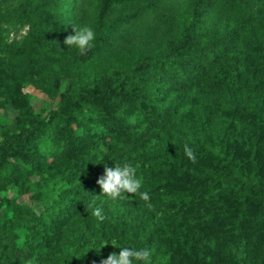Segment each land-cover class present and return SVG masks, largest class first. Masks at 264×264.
Segmentation results:
<instances>
[{"label": "trees", "instance_id": "trees-1", "mask_svg": "<svg viewBox=\"0 0 264 264\" xmlns=\"http://www.w3.org/2000/svg\"><path fill=\"white\" fill-rule=\"evenodd\" d=\"M134 2L96 0L95 39L81 54L76 46L64 44L70 35L72 0H0V93L7 84L28 82L50 100L43 112L28 108L13 125L1 127L0 193L12 185L23 187L51 170L61 175L60 165L67 175L90 173L70 188L79 201L45 194L34 200L39 207L20 205L0 220V264H53L55 257L49 253L75 218L80 202L108 197L96 183L105 166L125 163L136 169L139 179L144 170L150 172L142 180L143 188L152 187L150 196L158 190L150 197L153 207L137 219L138 228L132 232L137 249L152 250L150 264H217L211 261L216 250L213 228L223 227L227 220L224 228L233 245L224 264H257L245 241L250 206L264 210V180L249 166L235 164L228 129L218 139L204 134L212 115L206 102L208 86L219 89L229 77L238 82L242 73L256 78L258 61L238 42L264 12V0H183L175 34L154 51L130 58L126 69L113 67L111 81L105 71L94 69L96 60L107 49L113 28L134 20L139 9L119 14L109 24L107 13ZM5 25L28 26V32L9 44L2 33ZM263 136V129H258L243 137L253 167L264 156ZM161 137L167 139V147ZM155 143L163 148L151 153ZM185 144L217 169V181L203 195L190 196L182 187L188 174ZM173 174L179 181L170 186L167 178ZM135 196L122 193L119 198ZM208 202L216 206L210 210ZM89 210L95 229L89 239L81 235L76 241L69 264H100L113 245V224L107 225L103 213L101 221L92 214L94 208ZM159 217L181 221L168 230V223H163L161 253L155 240L162 229L152 227ZM259 223L264 226V215Z\"/></svg>", "mask_w": 264, "mask_h": 264}, {"label": "rangeland", "instance_id": "rangeland-1", "mask_svg": "<svg viewBox=\"0 0 264 264\" xmlns=\"http://www.w3.org/2000/svg\"><path fill=\"white\" fill-rule=\"evenodd\" d=\"M72 2H74V5L70 11V20H68L70 35L75 34V27L89 26L92 28L93 7L96 0H72ZM182 2L183 0H135L133 4L125 7H112L106 17V23L108 24L112 23L117 15L130 12L136 8L139 9L138 16L131 22L113 28L111 41L107 49L96 60L94 69L96 71H105L111 80L113 79L111 75L113 67L120 66V68L126 69L127 61L130 58L133 59L134 56L145 55L157 49L165 40L175 34V18ZM251 25L245 29V34L240 38L238 46L246 50L248 55L254 57L255 61H258L260 69L256 78L242 73L238 82L229 77L219 89L213 88L212 85L208 86L206 102L210 104L212 115L210 126L204 135L212 139H218L223 135L222 130L224 128L228 129L229 138L231 139L228 146L233 153L235 164L239 163L249 166L250 170L256 171V174L264 180V156L257 167H253L243 142L245 132L258 129H263L264 131V12ZM3 29L2 33L5 41L9 44L21 41L28 32V26L5 25ZM20 71L22 72L23 68ZM237 84L240 85L238 86ZM7 86L9 87L0 93V130L1 127L13 125L15 119L25 113L28 108L35 112H43L50 101L42 91H39V89L28 82L20 85L7 84ZM182 121H187V117L186 120L182 119ZM196 124L197 122L192 123L193 127ZM184 130H186V126ZM168 139H171L169 135ZM161 142L166 147L169 145L165 137H161ZM162 148L161 144L155 143L151 153H157ZM195 157V162L188 157L186 158L188 174L184 176V184L182 185L186 192L190 193V196L195 193L205 194L209 185L215 183L218 178L217 169L212 163L206 164L196 154ZM158 164L156 163V165ZM164 164L166 163L161 165ZM149 167L147 165L145 169ZM59 170L62 173L61 175L58 174L56 176L55 172L51 170L42 177L33 178L32 181L23 187L12 185L1 192L0 220L10 216L20 205L39 207L38 204L34 203V200L45 194H59L65 199L79 201L71 194L70 188L73 185L80 184L90 173L76 171L67 175L66 172H63L61 165ZM149 174L148 170H144L141 174V181L147 179ZM167 180L169 185L172 186V181H179V178H176L173 174ZM159 181L163 183V179ZM217 185L220 186L221 184ZM142 186L136 193L135 198L132 199L117 198L113 200L109 197L97 196L92 200L80 202L81 208L76 210L75 218L54 242L48 256L54 255L55 259L52 263L69 264L70 257L75 252L74 245L77 243L76 241L80 240L81 235H84L85 239L91 237L96 223L89 214V209H95L96 207L102 209V213L107 219V225L113 224L116 229L111 235L113 245L110 252H106L107 254L105 253V255L108 256L114 253L115 250L118 255L121 247L137 249L135 242H132V232L138 228L137 219L150 210L146 207V202L140 198L139 193L150 192L149 189L152 188H143ZM157 194L158 190H155L152 196H149L154 197ZM226 202H228L227 205H230V207L233 206L230 197L227 198ZM148 203L153 206L155 203L154 199L150 198ZM207 205L210 210L216 206V204L210 202ZM263 215L264 210L262 207L250 206L245 243H247V249L256 256L257 264H264V226H259ZM165 222L168 223L166 230L172 225L176 226L178 222L181 223L179 218L176 217L172 219L159 217L153 223L152 227L162 229L159 233V238L155 240L160 253L165 243L166 231L163 235L164 226L162 228ZM227 222L228 220L221 223L223 227L215 226L213 228L216 250L213 252V260L211 261L217 264L225 263L226 257L230 252L229 249L233 245L232 236L229 234L228 229L224 228ZM216 223L217 221L214 225ZM145 229L148 231L150 227ZM146 249L148 248L146 247ZM78 256L79 254H77V258ZM133 262L135 264H145L143 261L134 260ZM148 264L150 263L148 262Z\"/></svg>", "mask_w": 264, "mask_h": 264}, {"label": "clouds", "instance_id": "clouds-1", "mask_svg": "<svg viewBox=\"0 0 264 264\" xmlns=\"http://www.w3.org/2000/svg\"><path fill=\"white\" fill-rule=\"evenodd\" d=\"M74 35L65 38L64 44L68 46H76L81 54H86L92 47L91 42L95 39V33L89 26L74 28ZM185 155L195 162V154L187 144L184 145ZM101 189V193L115 200L122 193L136 194L142 186L141 179L136 177V169L125 163L123 166L115 165V167L104 168L103 176L96 180ZM140 198L146 202V207L151 209L153 206L148 203L150 196L148 192H140ZM99 220L105 219L102 209L96 207L92 213ZM152 256L151 249H135L121 247L119 254L111 253L106 259L100 261V264H133V261H143L148 264Z\"/></svg>", "mask_w": 264, "mask_h": 264}]
</instances>
